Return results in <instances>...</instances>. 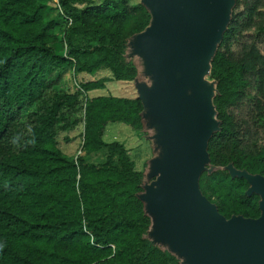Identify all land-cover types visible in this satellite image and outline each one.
I'll use <instances>...</instances> for the list:
<instances>
[{"label": "trees", "instance_id": "16d2710c", "mask_svg": "<svg viewBox=\"0 0 264 264\" xmlns=\"http://www.w3.org/2000/svg\"><path fill=\"white\" fill-rule=\"evenodd\" d=\"M149 19L126 0H0V264H185L146 237L142 172L102 138L108 123L141 134L140 100L90 97L104 79H73H133L126 43ZM209 78L216 124L198 191L225 219H255L259 195L226 167L264 177V0H231ZM78 126L68 154L60 142Z\"/></svg>", "mask_w": 264, "mask_h": 264}, {"label": "rangeland", "instance_id": "374dc122", "mask_svg": "<svg viewBox=\"0 0 264 264\" xmlns=\"http://www.w3.org/2000/svg\"><path fill=\"white\" fill-rule=\"evenodd\" d=\"M126 1L134 4L141 0ZM143 2L149 8L150 21L145 31L127 40L125 49L135 70L134 78L115 81L107 69L100 68L92 75L76 74L73 79L75 82L104 79L101 88L87 92L90 97L111 95L141 100L144 125L141 134L125 124L108 123L102 138L122 142L135 168L142 172L145 187L142 196L149 216L146 237L180 262L204 264L184 226L181 224L183 231L178 222L167 219L170 210L165 207L164 192L174 180L176 164L184 158L181 140L185 126L193 122L205 137L214 122L209 52L198 59L191 58L188 45L180 40L188 33L189 22L178 23L172 17V6L165 0ZM79 128L69 133L72 141L60 142L68 154L77 151Z\"/></svg>", "mask_w": 264, "mask_h": 264}, {"label": "water", "instance_id": "95a60500", "mask_svg": "<svg viewBox=\"0 0 264 264\" xmlns=\"http://www.w3.org/2000/svg\"><path fill=\"white\" fill-rule=\"evenodd\" d=\"M165 1L168 6H172V17L178 23L189 22L188 33L180 40L183 39L188 45L191 58L198 59L209 52V66V58L227 20L231 0ZM140 3L149 12L143 0ZM146 28L147 26L134 35L142 33ZM212 110L214 115L213 106ZM215 124L214 118L212 128L205 137L196 130L193 122L185 126L184 137L181 140L184 158L176 164L174 180L168 183L164 192L165 207L170 210L167 219L184 226L191 237L195 252H198L204 264H264V177L236 171L230 165L226 167L230 174L246 178L249 183L246 192L259 195L260 215L255 219L239 216L225 219L198 191L197 178L208 161L206 141ZM142 195L143 193L140 197L144 202Z\"/></svg>", "mask_w": 264, "mask_h": 264}]
</instances>
